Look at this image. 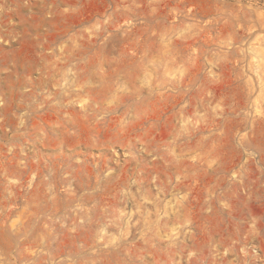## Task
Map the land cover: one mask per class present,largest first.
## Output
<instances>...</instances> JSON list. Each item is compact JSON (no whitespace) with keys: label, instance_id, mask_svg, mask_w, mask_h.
Wrapping results in <instances>:
<instances>
[{"label":"rangeland","instance_id":"rangeland-1","mask_svg":"<svg viewBox=\"0 0 264 264\" xmlns=\"http://www.w3.org/2000/svg\"><path fill=\"white\" fill-rule=\"evenodd\" d=\"M0 264H264V0H0Z\"/></svg>","mask_w":264,"mask_h":264}]
</instances>
